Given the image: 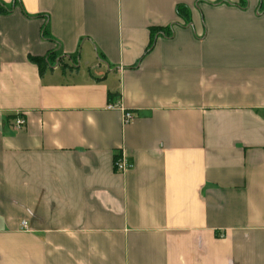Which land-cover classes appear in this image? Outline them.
Listing matches in <instances>:
<instances>
[{
    "label": "crops",
    "instance_id": "0c3cea01",
    "mask_svg": "<svg viewBox=\"0 0 264 264\" xmlns=\"http://www.w3.org/2000/svg\"><path fill=\"white\" fill-rule=\"evenodd\" d=\"M0 264H264V0H0Z\"/></svg>",
    "mask_w": 264,
    "mask_h": 264
},
{
    "label": "built area",
    "instance_id": "2783aa9c",
    "mask_svg": "<svg viewBox=\"0 0 264 264\" xmlns=\"http://www.w3.org/2000/svg\"><path fill=\"white\" fill-rule=\"evenodd\" d=\"M108 108L112 109V108H115V106L114 105H109ZM133 118H134L133 113H131L129 111H126V110L124 111V123L130 122ZM14 124H15V126L17 128H21V127H23L26 124V120L23 117H18L15 120ZM130 166L131 165L129 163H127V161L125 160L124 157L117 158L116 163H115V167L119 171H124V170L128 169ZM22 225L26 227L27 226V222L23 221Z\"/></svg>",
    "mask_w": 264,
    "mask_h": 264
},
{
    "label": "trees",
    "instance_id": "16d2710c",
    "mask_svg": "<svg viewBox=\"0 0 264 264\" xmlns=\"http://www.w3.org/2000/svg\"><path fill=\"white\" fill-rule=\"evenodd\" d=\"M177 13L180 17H183V18H187L188 16V11H187V8L183 5H180L178 6L177 8ZM167 31H164L165 34H167L169 31L168 29H166ZM159 31H163L162 28H153L151 29V42H150V45H149V48H152L154 43H155V35L156 33H158ZM33 62H35L36 64H38L40 66V68H42L43 64H46V60L45 59H42V58H34V59H31ZM112 94H110L111 96Z\"/></svg>",
    "mask_w": 264,
    "mask_h": 264
},
{
    "label": "rangeland",
    "instance_id": "374dc122",
    "mask_svg": "<svg viewBox=\"0 0 264 264\" xmlns=\"http://www.w3.org/2000/svg\"><path fill=\"white\" fill-rule=\"evenodd\" d=\"M51 56H52V60H51V62L53 63L54 61L57 60V55H56V54H52ZM42 67H45V64H43Z\"/></svg>",
    "mask_w": 264,
    "mask_h": 264
}]
</instances>
